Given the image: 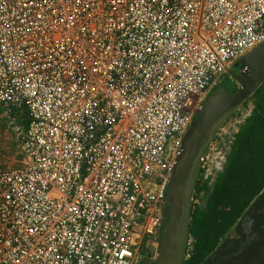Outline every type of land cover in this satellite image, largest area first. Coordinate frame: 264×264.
<instances>
[{
    "label": "built area",
    "instance_id": "obj_1",
    "mask_svg": "<svg viewBox=\"0 0 264 264\" xmlns=\"http://www.w3.org/2000/svg\"><path fill=\"white\" fill-rule=\"evenodd\" d=\"M263 43L264 0H0V264H151L194 113Z\"/></svg>",
    "mask_w": 264,
    "mask_h": 264
},
{
    "label": "water",
    "instance_id": "obj_2",
    "mask_svg": "<svg viewBox=\"0 0 264 264\" xmlns=\"http://www.w3.org/2000/svg\"><path fill=\"white\" fill-rule=\"evenodd\" d=\"M263 84L264 43L227 68L194 113L164 191L151 264H185L193 197L203 161L224 125ZM201 264H264V188Z\"/></svg>",
    "mask_w": 264,
    "mask_h": 264
},
{
    "label": "trees",
    "instance_id": "obj_3",
    "mask_svg": "<svg viewBox=\"0 0 264 264\" xmlns=\"http://www.w3.org/2000/svg\"><path fill=\"white\" fill-rule=\"evenodd\" d=\"M248 104L252 105L236 126L223 169L211 185L199 180L196 186L195 194L205 192L206 201L202 208H192L189 237L193 242L185 264H201L264 188V84L242 108ZM9 113L24 133L25 114Z\"/></svg>",
    "mask_w": 264,
    "mask_h": 264
},
{
    "label": "rangeland",
    "instance_id": "obj_4",
    "mask_svg": "<svg viewBox=\"0 0 264 264\" xmlns=\"http://www.w3.org/2000/svg\"><path fill=\"white\" fill-rule=\"evenodd\" d=\"M232 67L231 69H233ZM224 86L229 87L228 81L224 83ZM252 104H248L246 107L241 108L236 113L235 118L227 122L219 137L216 138L215 143L208 152V160L206 166L200 173L199 180L208 182L211 185L210 176L215 174L218 169L221 168L229 145L231 143L232 135L236 131V126L240 123L244 117L247 116L248 107ZM23 132L15 117L11 116L9 111L0 110V169L13 168L19 165L20 161V149L21 139ZM209 178V179H208ZM206 201V193L200 191L193 197L192 208L198 206L202 208ZM193 242L192 238H188V247L186 254V261L189 258L190 247Z\"/></svg>",
    "mask_w": 264,
    "mask_h": 264
}]
</instances>
